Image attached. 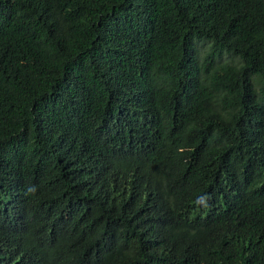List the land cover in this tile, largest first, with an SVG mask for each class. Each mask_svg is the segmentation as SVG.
<instances>
[{"label": "trees", "instance_id": "obj_1", "mask_svg": "<svg viewBox=\"0 0 264 264\" xmlns=\"http://www.w3.org/2000/svg\"><path fill=\"white\" fill-rule=\"evenodd\" d=\"M0 264H264V0H0Z\"/></svg>", "mask_w": 264, "mask_h": 264}]
</instances>
